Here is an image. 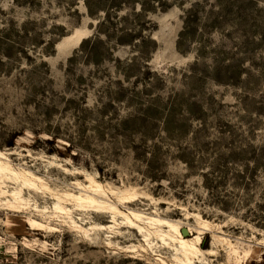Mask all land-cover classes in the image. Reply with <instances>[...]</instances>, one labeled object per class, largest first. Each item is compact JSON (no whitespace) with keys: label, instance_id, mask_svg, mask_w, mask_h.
Returning a JSON list of instances; mask_svg holds the SVG:
<instances>
[{"label":"rangeland","instance_id":"rangeland-1","mask_svg":"<svg viewBox=\"0 0 264 264\" xmlns=\"http://www.w3.org/2000/svg\"><path fill=\"white\" fill-rule=\"evenodd\" d=\"M0 151L47 186L0 205V264H178L120 217L29 229L84 173L122 211L205 219L193 264H264V0H0Z\"/></svg>","mask_w":264,"mask_h":264},{"label":"bare ground","instance_id":"bare-ground-1","mask_svg":"<svg viewBox=\"0 0 264 264\" xmlns=\"http://www.w3.org/2000/svg\"><path fill=\"white\" fill-rule=\"evenodd\" d=\"M80 33V29L75 28L71 34L64 36L56 44V47L61 48V46L69 44L71 38L75 36L77 39ZM77 41L79 42V39H77ZM8 154L9 152L0 151V205H5V208L10 211L20 212L31 207V199L23 195L22 187L28 190L38 191V189L47 188V186L43 183L42 178L33 172L14 168L9 162L7 157ZM75 173L81 172L76 170ZM6 180L11 181L14 185L9 187V185L6 184ZM83 181L84 183L78 181L74 182L73 187L77 191L64 190L55 194V201L50 210L46 207L38 208L37 205L34 204L32 208L37 211L43 220H37L36 218L27 216L25 222L28 228L31 230H57L56 227L49 222V219L55 216L59 218V221L61 220L70 227L77 229L79 232L81 231L83 235L90 234L93 229H108L109 232H114V226L117 223L116 218L120 217L126 225L137 230L138 234L143 238V242H145L148 247L152 248L153 245H156L155 242L153 243V237L158 238L162 244L173 251V259L177 261L178 264H193L194 261L201 262L205 254L211 255L213 253L212 248L203 250L199 246L201 240L200 234L202 233L201 230L207 229L208 222L202 219L197 213L191 214L198 224L197 232L194 234L192 228L187 226L182 233L180 230L182 226L176 221L161 218L154 214L146 215L141 211L131 209L127 206L126 212L120 210L111 202L108 192L103 189V186L91 174L84 173ZM109 192L115 194L116 197H114L121 203H131L137 199L135 193L130 194L128 192L127 194L125 193L126 195H119V190L118 193L116 190L114 191L112 189ZM67 205H70V207ZM75 210L83 212L94 211L95 213L108 212L110 214V223L106 226L90 224L88 227H83L81 224L77 223L76 219L81 218L79 216H74L73 211ZM188 233H190L189 236ZM190 236L192 237L190 238ZM216 239L217 238L213 237V242L210 245H213ZM23 241L27 242V238L23 237ZM226 243L231 250H234V246L231 243ZM142 246L144 247V245ZM128 247H131L133 251L136 248L135 245ZM159 260L162 264H165L163 260Z\"/></svg>","mask_w":264,"mask_h":264},{"label":"water","instance_id":"water-1","mask_svg":"<svg viewBox=\"0 0 264 264\" xmlns=\"http://www.w3.org/2000/svg\"><path fill=\"white\" fill-rule=\"evenodd\" d=\"M183 230H184V228L181 230L182 233H183Z\"/></svg>","mask_w":264,"mask_h":264}]
</instances>
